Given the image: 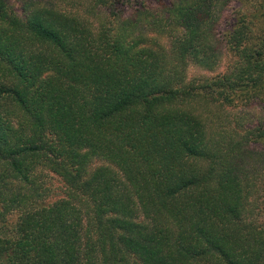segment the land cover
I'll return each mask as SVG.
<instances>
[{
    "label": "trees",
    "instance_id": "16d2710c",
    "mask_svg": "<svg viewBox=\"0 0 264 264\" xmlns=\"http://www.w3.org/2000/svg\"><path fill=\"white\" fill-rule=\"evenodd\" d=\"M79 1L0 0V264H264V0Z\"/></svg>",
    "mask_w": 264,
    "mask_h": 264
},
{
    "label": "rangeland",
    "instance_id": "374dc122",
    "mask_svg": "<svg viewBox=\"0 0 264 264\" xmlns=\"http://www.w3.org/2000/svg\"><path fill=\"white\" fill-rule=\"evenodd\" d=\"M7 1H8L9 7L12 9L14 14L21 17L23 15L22 14L23 8H24L23 5L25 3H28L27 1H35V3L38 5H46V6H49V5L52 6L53 4H55L57 2H61L60 4L62 6H65V7H67V9H69L72 6L74 7V4H75L74 2L76 0H60V1L59 0H7ZM152 1L153 0H148L146 4H149ZM157 4H158V2H157ZM150 5H152V4L150 3L149 5H146V6H150ZM77 9L78 10L81 9V6L77 7ZM229 9L232 10L233 6L230 7ZM125 10H126L125 12L128 11V9H125ZM230 10L228 11V13L230 12ZM226 24L227 23H225V22L218 24V26H216V29H214L215 32L214 33L212 32V41L214 43V50L216 51L217 57H218L216 64L213 66V68L206 69V68L197 66L193 63H189L186 66V68L184 69V82H186V81H198V80L200 82H203V81L208 82L212 78L218 77V76L223 75L227 72V69H228L227 66H228L229 60H231L230 59L231 55H229L225 51V48L223 46V41L221 40L222 34H223L224 30L227 28ZM210 90H212V88ZM205 91H207V90H205ZM202 92H204V91H202ZM218 100H220V99H218ZM254 103H255V101H254ZM254 103L253 102L249 103V105L247 107L242 106L243 108L241 107L237 111L234 110V108H233L231 110V112L228 113V117L230 118V119H228V121L231 120L232 117H234V120H236L237 122L241 123L244 126L252 125L256 121V119L258 120V118L260 117V114H261V111H260L258 105L254 104ZM230 115H232V116L230 117ZM231 124H232L231 126H234L233 122ZM40 180H41V182H43L42 186L48 190V194H50L48 196H51L50 198L55 199V198L61 196L60 195L61 182L59 181V179L56 176H54L53 174L44 172V174H42V177Z\"/></svg>",
    "mask_w": 264,
    "mask_h": 264
}]
</instances>
